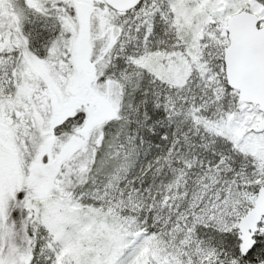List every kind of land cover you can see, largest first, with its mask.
<instances>
[{
  "label": "snow or ice",
  "instance_id": "obj_1",
  "mask_svg": "<svg viewBox=\"0 0 264 264\" xmlns=\"http://www.w3.org/2000/svg\"><path fill=\"white\" fill-rule=\"evenodd\" d=\"M0 264H264V0H0Z\"/></svg>",
  "mask_w": 264,
  "mask_h": 264
}]
</instances>
